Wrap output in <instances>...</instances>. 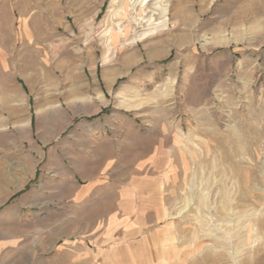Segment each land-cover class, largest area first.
<instances>
[{
    "label": "rangeland",
    "instance_id": "obj_1",
    "mask_svg": "<svg viewBox=\"0 0 264 264\" xmlns=\"http://www.w3.org/2000/svg\"><path fill=\"white\" fill-rule=\"evenodd\" d=\"M181 1L0 0V264H264V0Z\"/></svg>",
    "mask_w": 264,
    "mask_h": 264
},
{
    "label": "bare ground",
    "instance_id": "obj_2",
    "mask_svg": "<svg viewBox=\"0 0 264 264\" xmlns=\"http://www.w3.org/2000/svg\"><path fill=\"white\" fill-rule=\"evenodd\" d=\"M129 2L131 7L130 10L132 12L137 11L138 13H141L139 18L136 20L134 19L135 25L138 27L145 26L150 29L149 32L144 33L142 38L153 35L155 31L162 30L166 27L168 20H172L173 27L165 32V34L168 35L169 33H172V31L179 32L181 30L179 23L181 22L180 20L191 19V6L185 5L181 0H129ZM122 4L123 2L121 5ZM52 7L53 10H55L56 6L54 4ZM159 36L160 35H156L153 38Z\"/></svg>",
    "mask_w": 264,
    "mask_h": 264
},
{
    "label": "crops",
    "instance_id": "obj_3",
    "mask_svg": "<svg viewBox=\"0 0 264 264\" xmlns=\"http://www.w3.org/2000/svg\"><path fill=\"white\" fill-rule=\"evenodd\" d=\"M7 93H8V92H7ZM10 96H11L12 100L9 101V100H8V97H10ZM13 100H14V99H13V96H12V95H10V94H7V95H6V94H5V104H4V106H6V107L8 106L7 109L10 110V109L12 108V101H13ZM8 101H9V102H8ZM150 183H151V185H153V184H155L156 182H155V180H154V181L151 180ZM150 183H149V184H150ZM143 187H144V186H143ZM144 189H145V187H144ZM144 189H143L142 191H144ZM172 189L174 190V189H176V187H173ZM142 191H141V193H142Z\"/></svg>",
    "mask_w": 264,
    "mask_h": 264
},
{
    "label": "trees",
    "instance_id": "obj_4",
    "mask_svg": "<svg viewBox=\"0 0 264 264\" xmlns=\"http://www.w3.org/2000/svg\"><path fill=\"white\" fill-rule=\"evenodd\" d=\"M23 190H21L19 193H21Z\"/></svg>",
    "mask_w": 264,
    "mask_h": 264
}]
</instances>
